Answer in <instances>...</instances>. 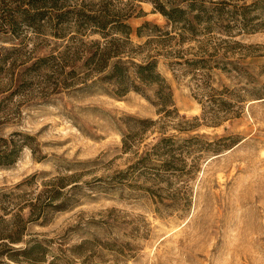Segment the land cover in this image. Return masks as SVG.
<instances>
[{
    "label": "rangeland",
    "instance_id": "1",
    "mask_svg": "<svg viewBox=\"0 0 264 264\" xmlns=\"http://www.w3.org/2000/svg\"><path fill=\"white\" fill-rule=\"evenodd\" d=\"M13 145L0 264H264V0H0Z\"/></svg>",
    "mask_w": 264,
    "mask_h": 264
},
{
    "label": "trees",
    "instance_id": "2",
    "mask_svg": "<svg viewBox=\"0 0 264 264\" xmlns=\"http://www.w3.org/2000/svg\"><path fill=\"white\" fill-rule=\"evenodd\" d=\"M174 11V10H173ZM147 69L146 67H141V70ZM150 75L147 74L144 76L145 79H147ZM124 84V82L122 83ZM18 151V146L13 145L10 149H8L6 146H0V163L10 162L13 160L14 155Z\"/></svg>",
    "mask_w": 264,
    "mask_h": 264
}]
</instances>
